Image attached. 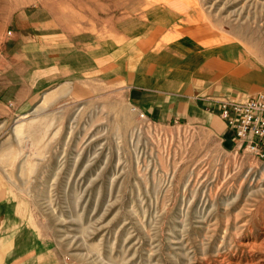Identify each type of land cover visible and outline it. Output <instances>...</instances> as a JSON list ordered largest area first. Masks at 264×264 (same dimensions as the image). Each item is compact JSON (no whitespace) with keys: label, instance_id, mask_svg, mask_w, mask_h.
I'll list each match as a JSON object with an SVG mask.
<instances>
[{"label":"rangeland","instance_id":"374dc122","mask_svg":"<svg viewBox=\"0 0 264 264\" xmlns=\"http://www.w3.org/2000/svg\"><path fill=\"white\" fill-rule=\"evenodd\" d=\"M263 88L264 0H0V264H264V161L218 102Z\"/></svg>","mask_w":264,"mask_h":264},{"label":"built area","instance_id":"2783aa9c","mask_svg":"<svg viewBox=\"0 0 264 264\" xmlns=\"http://www.w3.org/2000/svg\"><path fill=\"white\" fill-rule=\"evenodd\" d=\"M219 113L234 135L235 153L264 161V90L245 99H219Z\"/></svg>","mask_w":264,"mask_h":264},{"label":"crops","instance_id":"0c3cea01","mask_svg":"<svg viewBox=\"0 0 264 264\" xmlns=\"http://www.w3.org/2000/svg\"><path fill=\"white\" fill-rule=\"evenodd\" d=\"M223 51V50H222ZM224 53L222 55H224V58H218L219 61H217V59H214L213 62H209L207 63V66H209L210 69H207V70H199V71H193L189 76L193 79H189L187 81H185L184 79H186V77L188 76L187 74V70L184 74V72H179L177 69V73L179 75V77L182 79L181 81H184V83L182 82V88L184 90H190L192 89L193 87H199L201 88V84L207 80H211V79H214L213 77H216L218 75V71H233V72H236V71H242V69L244 68V64L243 63H238L235 59L236 57H240V58H243V54L245 53L243 48L241 47H234L233 45L231 46L230 49H226L223 51ZM236 56H234L235 54ZM228 58V59H227ZM206 65V64H205ZM211 68H213L214 70H211ZM218 70V71H217ZM171 74H174V73H171ZM186 76H184V75ZM176 75V74H175ZM188 76V77H189ZM195 85V86H193ZM251 89H255L253 87H251ZM207 92L205 93H208V94H214L215 93V89H206ZM260 90H264L263 89H259L257 91H260ZM200 92V91H199ZM206 97V96H204ZM171 100V99H170ZM182 100V101H181ZM181 100H178L180 103H190V99H181ZM199 100H202L204 102V104H207V103H210V102H213L214 100H217V99H210L209 95H208V98L206 97V99H199Z\"/></svg>","mask_w":264,"mask_h":264},{"label":"bare ground","instance_id":"6f19581e","mask_svg":"<svg viewBox=\"0 0 264 264\" xmlns=\"http://www.w3.org/2000/svg\"><path fill=\"white\" fill-rule=\"evenodd\" d=\"M128 28H125V27H123V26H121V27H119L118 29H117V33H118V35H119V40H118V46H117V48H118V51H123V49H124V47H126V41H125V38H124V36H125V34H126V32L127 31H129V30H131V29H129V30H127ZM136 52V51H135ZM121 53V52H120ZM134 54V53H133ZM130 61H133V59L131 58V60ZM253 61V60H252Z\"/></svg>","mask_w":264,"mask_h":264}]
</instances>
